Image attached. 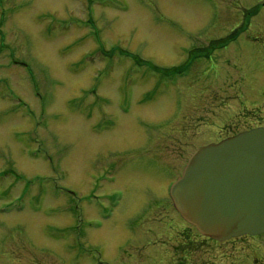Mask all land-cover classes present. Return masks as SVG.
Here are the masks:
<instances>
[{
	"label": "rangeland",
	"instance_id": "rangeland-1",
	"mask_svg": "<svg viewBox=\"0 0 264 264\" xmlns=\"http://www.w3.org/2000/svg\"><path fill=\"white\" fill-rule=\"evenodd\" d=\"M91 1L0 0V264H77V208L92 192L94 160L114 159L111 143L140 144L156 137L167 114L187 112L195 133L167 156L183 165L224 131L264 126V0ZM156 80L161 90L140 104ZM105 83L109 91L99 95L108 99L95 102L93 90ZM125 90L137 111L130 99V112H119ZM133 158L139 176L128 180L117 168L108 183L109 191L126 190L123 203L145 193L137 192L141 172L158 171L143 155ZM161 237L147 263L182 264L172 239ZM242 241L210 248L209 257L195 237L184 264H233L245 255L240 264H250L264 252L261 240ZM51 246L63 255L44 253ZM117 249L115 232L107 233L110 264H122Z\"/></svg>",
	"mask_w": 264,
	"mask_h": 264
},
{
	"label": "flooded vegetation",
	"instance_id": "flooded-vegetation-1",
	"mask_svg": "<svg viewBox=\"0 0 264 264\" xmlns=\"http://www.w3.org/2000/svg\"><path fill=\"white\" fill-rule=\"evenodd\" d=\"M89 20L90 23L94 25L91 17H89ZM12 59H14V57H9L8 61ZM117 81L119 82L118 89L121 91L120 82H122V80L118 78ZM131 82H135V80ZM159 90H161V81L156 80L155 83L149 87V91L145 93L146 95L143 97V100L140 101V104L144 103L145 98L150 100L151 96H148V94L154 95L158 93ZM103 91H109V83L100 84L97 90H93L95 102L97 98L99 102L102 101L101 98H104V100L108 99L106 97H100L99 94ZM130 99L132 98L128 90H125L122 99L119 101V112L122 114H127V112H129L128 103ZM132 102L134 106V98ZM133 109H135V106ZM135 111H137V109H135ZM186 113L187 112L181 113V116L179 112H177V114H167L156 129L158 131L156 137H148L140 144L130 141L121 143L123 140L127 139L121 140L120 143H111L108 153H112L114 159L106 163L104 162L105 164H101L99 161L93 159V163L98 169L90 173L93 180L92 192L91 194H86L85 197L87 198L81 201L83 208L80 210L77 208L78 225L76 226V230L77 242L80 247V249H78V256L75 257L77 264H110L106 261L108 259L103 253V246L107 233L112 231L115 232V240L118 243V249L116 251L122 264H141L142 261V264H148L147 260L149 255L156 249V245L151 244V241H163L159 244L160 247H162L164 242H166L165 239L161 237L163 234L172 239L171 245L173 243L174 253L182 264L185 263V259L189 260L191 257V253L195 248V237L205 246L207 250L204 251L209 257L212 256L210 248L223 249L228 243L235 244L237 241L242 240H248V242L252 241V243L255 240H261V242L264 243V233L254 236L243 235L224 241L214 240L199 233L192 224L181 217L179 211L174 206L169 194L170 187L177 177L181 175L190 156L197 147L201 146L200 144L195 147L185 157L183 165L178 159H174L175 162L173 161L171 163L167 160L169 150L171 148L173 149L174 145V149H176L179 142L191 140L190 135L193 134V132L195 133V129L191 125V120L187 117ZM148 129L149 128L145 125V131H148ZM224 132V137L218 138L216 141L212 140V142H218L229 135L236 134L238 131L231 132L230 134H226V131ZM137 154L143 155L147 159L146 161L154 163L158 171L150 175H145L141 172V175L146 177V181L144 185L142 182L141 185H137L138 188L137 186L135 187L139 193H142L143 188H146L144 190L145 193L143 192V196L139 197L137 201L123 203L121 200L124 198V192H126V190L118 188L109 191L108 183L113 182L116 178L115 174H117V168L120 169V176L128 180H131L133 176H139L138 174L140 171H137L139 160L133 158ZM164 176L166 177V181H168L164 187V194H161L163 188L160 187L165 180ZM95 181H97V183H95ZM84 184L89 187L87 182L84 181ZM125 184L130 186L133 185L129 182ZM97 192L99 196L96 195ZM88 197L94 200L91 202ZM84 204H86V207ZM181 226L182 232H184L182 233V238L180 236ZM117 228L119 231H117ZM92 231L93 234L90 233ZM145 237L146 239L144 241L148 240L150 243L140 247L139 245H142L144 242L142 240ZM181 239L182 243L180 241ZM150 244L152 250H150ZM33 245L36 246V243ZM40 245L41 243L39 242L37 247L39 248ZM248 245L253 247L249 251L250 255L258 250L257 247L259 245H257V243L255 246L252 244ZM130 250H132L131 254H129ZM44 253L55 254L60 258L64 251L60 246H51L46 248ZM259 254V256H254L250 260V264H264V252ZM219 255L220 257L224 256L222 251ZM215 256L218 257V254H215ZM145 258L146 260L144 261ZM247 258H249V256H236L234 260H232V263L240 264ZM220 262H222V260Z\"/></svg>",
	"mask_w": 264,
	"mask_h": 264
},
{
	"label": "water",
	"instance_id": "water-1",
	"mask_svg": "<svg viewBox=\"0 0 264 264\" xmlns=\"http://www.w3.org/2000/svg\"><path fill=\"white\" fill-rule=\"evenodd\" d=\"M170 195L205 236L226 240L264 232V127L199 147Z\"/></svg>",
	"mask_w": 264,
	"mask_h": 264
},
{
	"label": "bare ground",
	"instance_id": "bare-ground-1",
	"mask_svg": "<svg viewBox=\"0 0 264 264\" xmlns=\"http://www.w3.org/2000/svg\"><path fill=\"white\" fill-rule=\"evenodd\" d=\"M129 112H130V110H129Z\"/></svg>",
	"mask_w": 264,
	"mask_h": 264
}]
</instances>
